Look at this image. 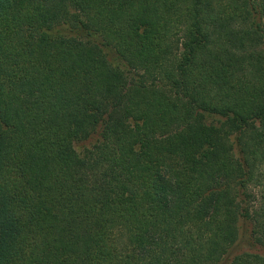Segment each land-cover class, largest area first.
I'll return each instance as SVG.
<instances>
[{
    "label": "trees",
    "instance_id": "trees-1",
    "mask_svg": "<svg viewBox=\"0 0 264 264\" xmlns=\"http://www.w3.org/2000/svg\"><path fill=\"white\" fill-rule=\"evenodd\" d=\"M0 264H264V0H0Z\"/></svg>",
    "mask_w": 264,
    "mask_h": 264
},
{
    "label": "rangeland",
    "instance_id": "rangeland-1",
    "mask_svg": "<svg viewBox=\"0 0 264 264\" xmlns=\"http://www.w3.org/2000/svg\"><path fill=\"white\" fill-rule=\"evenodd\" d=\"M97 140H98V136L88 141L79 142L76 144V149L79 153H82L84 152L86 148H91L96 143ZM248 250H249L248 245L245 243H242L238 247H236V249L233 251V255H236L238 253L248 251Z\"/></svg>",
    "mask_w": 264,
    "mask_h": 264
}]
</instances>
